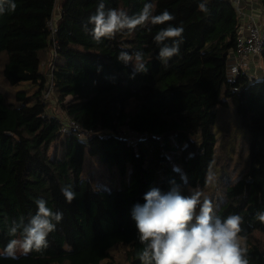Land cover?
<instances>
[{"label": "trees", "instance_id": "trees-1", "mask_svg": "<svg viewBox=\"0 0 264 264\" xmlns=\"http://www.w3.org/2000/svg\"><path fill=\"white\" fill-rule=\"evenodd\" d=\"M12 2L15 10L4 3L0 13V76L9 90L17 86L0 90V252L12 238V222L35 214L36 199L63 218L46 249L17 259L0 255V264H117L112 250L119 246L120 264H143L131 210L153 187L168 192L172 181L181 191L212 185L220 110L236 117L245 168L234 178H219V195H210L213 214L240 215L249 264H264V240L257 236L264 238V223L256 218L264 212V73L251 78L240 72L233 81L227 75L238 23L233 2L103 0L129 16L152 3L154 15L168 10L175 19L125 30L100 44L88 18L101 0H60L54 42L48 20L56 0ZM168 24L184 32L179 55L165 64L157 59L154 36ZM52 46L53 88L45 100L41 61ZM122 50L142 51L148 71L133 77V65L117 59ZM260 58L264 70V47ZM54 101L63 114L48 112ZM65 118L88 135L62 132ZM85 150L97 156L110 185L95 186L83 176ZM68 184L77 194L71 204L61 192Z\"/></svg>", "mask_w": 264, "mask_h": 264}, {"label": "clouds", "instance_id": "clouds-1", "mask_svg": "<svg viewBox=\"0 0 264 264\" xmlns=\"http://www.w3.org/2000/svg\"><path fill=\"white\" fill-rule=\"evenodd\" d=\"M4 3L15 10L16 4L12 0H0V13L4 11ZM198 7L208 12L205 3ZM174 19L168 10L154 15L152 3H145L138 13L129 16L122 9L106 8L101 0L88 23L92 25L93 41L100 44L102 38L112 39L125 30L133 32L138 27L164 25ZM183 32L182 26L171 24L157 32L154 41L159 46L158 60L166 64L170 58L179 55ZM117 59L133 65V77L137 72L148 71L142 51L129 54L122 50ZM171 184L166 193L157 187L151 188L144 194L145 203H137L131 210L139 242L143 245L138 254L143 264H249L246 238L240 235L242 217L230 214L221 219L213 214L211 200L201 198L200 190L194 189L189 195H183L180 185L174 181ZM61 192L69 204L77 195L71 184L61 186ZM35 204L34 215L12 222L8 231L12 238L0 252L3 257L17 259L18 253L27 256L48 247V235L55 231L63 213L53 211L43 198L36 199ZM256 218L264 223V212L257 213Z\"/></svg>", "mask_w": 264, "mask_h": 264}, {"label": "rangeland", "instance_id": "rangeland-1", "mask_svg": "<svg viewBox=\"0 0 264 264\" xmlns=\"http://www.w3.org/2000/svg\"><path fill=\"white\" fill-rule=\"evenodd\" d=\"M50 48L46 51L44 58L42 61L44 64H41V69L46 73L48 72V67L51 60V53ZM260 56L252 57V61L254 60L255 63L252 65L253 70L251 71V75L257 74L259 70H261L260 62H259ZM250 59V58H249ZM248 59V60H249ZM247 60V62H248ZM247 67H250L246 64ZM2 77L0 76V90L4 92H13L17 86H14V88H10L2 81ZM27 87V85H25ZM134 106V103L131 101L128 107V110H131ZM48 112L53 113H59L63 114L62 110L59 109L55 101L53 103H50L48 106ZM219 118L220 121L218 122V139H217V155L215 158L216 161V169L214 168L212 171V185H209L204 190H201L203 193L202 199L204 197H207L209 200H211L212 203H215L216 199L213 197H210L211 194H214L215 196L219 195L220 188L222 185V181L219 182V178L224 177L226 175L229 178H234L240 173L244 171L245 168V162L242 155H238V151L240 150V142H241V135L242 132L240 129L237 128L236 125V117L233 114L232 111H219ZM229 133V135L227 134ZM235 136V137H234ZM238 137L236 143L235 139ZM234 141V143H233ZM235 150V151H234ZM171 157V155L169 154ZM173 165L177 167L179 170H181L180 166L173 162ZM223 170V171H222ZM221 171L223 173H221ZM102 167L98 163V158L96 155H90L87 150H85L84 153V161L82 166V174L84 177L88 178L93 185L95 186H108L110 185V181L104 177L102 174ZM224 181V180H223ZM192 190L186 189L185 191H181L183 195H189ZM257 236L260 238L261 241L264 240V238L261 235ZM123 249L124 247L119 246L112 250V254L114 255V260H117V264L124 263L122 261L123 259ZM19 254V253H18Z\"/></svg>", "mask_w": 264, "mask_h": 264}, {"label": "built area", "instance_id": "built-area-1", "mask_svg": "<svg viewBox=\"0 0 264 264\" xmlns=\"http://www.w3.org/2000/svg\"><path fill=\"white\" fill-rule=\"evenodd\" d=\"M59 2L60 0H56L54 12L48 20V26L50 30L49 37L52 42H54V36L57 31L56 22L59 18L60 13ZM249 5L254 6L255 3L247 1V5L243 3L235 5L238 17L235 49L231 51L227 64V75L232 81L240 72L245 73L249 77H252V70L250 69V67L246 66L247 60L251 56H260L264 47V22H261L259 20L258 16L255 15V12L247 10ZM49 51L51 53V60L50 64H48V72L45 73L47 75L48 80L45 88L43 89V98L45 100H48L51 97V92L53 88L51 71L52 62L55 57L54 46H52ZM41 64H44V62L41 61ZM60 130L62 132L74 131L75 133H77V135L81 137L88 135L87 131L81 129L79 124L70 118H65L63 120V124ZM130 133L133 134L132 131Z\"/></svg>", "mask_w": 264, "mask_h": 264}, {"label": "crops", "instance_id": "crops-1", "mask_svg": "<svg viewBox=\"0 0 264 264\" xmlns=\"http://www.w3.org/2000/svg\"><path fill=\"white\" fill-rule=\"evenodd\" d=\"M231 1L233 2L234 5H237L239 3L240 4L243 3V4L247 5V1L254 2L255 5L254 6L249 5L247 10H249V11L251 10V11L255 12V15L258 16L259 20L261 22H264V7L261 5L260 0H243V1L242 0L241 1H239V0H231ZM259 62H260L261 70H259L257 74H253L252 77H260L264 73L263 65H262V61H261L260 57H259ZM254 63H255V61L254 60L252 61V59L250 57V59L248 60V62L246 64L248 66H250L251 70H253L252 65Z\"/></svg>", "mask_w": 264, "mask_h": 264}]
</instances>
